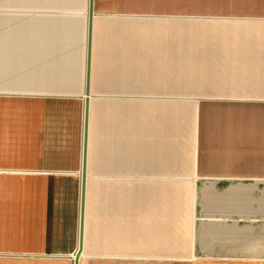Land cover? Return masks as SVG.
Segmentation results:
<instances>
[{"label":"crops","instance_id":"0c3cea01","mask_svg":"<svg viewBox=\"0 0 264 264\" xmlns=\"http://www.w3.org/2000/svg\"><path fill=\"white\" fill-rule=\"evenodd\" d=\"M169 1L94 0L84 260L264 264V0ZM87 7L26 2L0 55V96L82 108L55 168L79 193ZM77 243L0 233V264H72Z\"/></svg>","mask_w":264,"mask_h":264},{"label":"rangeland","instance_id":"374dc122","mask_svg":"<svg viewBox=\"0 0 264 264\" xmlns=\"http://www.w3.org/2000/svg\"><path fill=\"white\" fill-rule=\"evenodd\" d=\"M29 1L0 0V30L5 33L0 35V44L6 45L1 56H8L7 45L9 38H13L15 25L24 23L25 15L30 14V11L24 9ZM162 1L164 4L172 2ZM18 42L23 44L24 40L23 43ZM10 92L15 91L0 90V93ZM16 93L25 92L18 88ZM76 109L79 113L80 132V107L52 99L0 96L2 252L3 248L8 247L40 249L47 244L49 248L68 250L72 244L76 245L78 187L70 184L73 177L67 175L68 172L55 169L66 166L70 161L69 154L80 147V141L73 138V115ZM29 171H36V175H27L31 173ZM87 257L86 254L82 264H198L184 261L94 262ZM8 260L2 257L1 264H8Z\"/></svg>","mask_w":264,"mask_h":264},{"label":"water","instance_id":"95a60500","mask_svg":"<svg viewBox=\"0 0 264 264\" xmlns=\"http://www.w3.org/2000/svg\"><path fill=\"white\" fill-rule=\"evenodd\" d=\"M87 25H86V73L83 107L82 150L80 168V193H79V219H78V243L72 264H80L84 256L85 240V206H86V182H87V156L89 133V100H90V71L92 58V34L95 17L94 0H87Z\"/></svg>","mask_w":264,"mask_h":264},{"label":"bare ground","instance_id":"6f19581e","mask_svg":"<svg viewBox=\"0 0 264 264\" xmlns=\"http://www.w3.org/2000/svg\"><path fill=\"white\" fill-rule=\"evenodd\" d=\"M85 258V256H83V258H82V260ZM70 259H71V261H73L74 260V255H71L70 256Z\"/></svg>","mask_w":264,"mask_h":264}]
</instances>
